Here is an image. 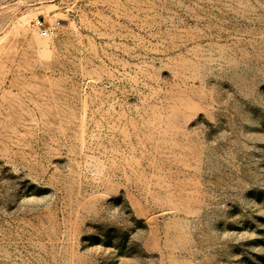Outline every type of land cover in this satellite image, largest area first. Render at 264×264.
Masks as SVG:
<instances>
[{
  "label": "rangeland",
  "instance_id": "374dc122",
  "mask_svg": "<svg viewBox=\"0 0 264 264\" xmlns=\"http://www.w3.org/2000/svg\"><path fill=\"white\" fill-rule=\"evenodd\" d=\"M0 264H264V0H0Z\"/></svg>",
  "mask_w": 264,
  "mask_h": 264
},
{
  "label": "built area",
  "instance_id": "2783aa9c",
  "mask_svg": "<svg viewBox=\"0 0 264 264\" xmlns=\"http://www.w3.org/2000/svg\"><path fill=\"white\" fill-rule=\"evenodd\" d=\"M37 25L39 27V33L42 36H48L52 33L53 29L57 26L60 25L61 21L60 20H56L55 23L53 25H45L44 24V20L39 19L37 20Z\"/></svg>",
  "mask_w": 264,
  "mask_h": 264
}]
</instances>
